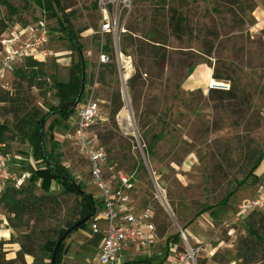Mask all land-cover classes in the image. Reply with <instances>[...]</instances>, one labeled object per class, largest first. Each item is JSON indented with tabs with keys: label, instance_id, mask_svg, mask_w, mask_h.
<instances>
[{
	"label": "rangeland",
	"instance_id": "374dc122",
	"mask_svg": "<svg viewBox=\"0 0 264 264\" xmlns=\"http://www.w3.org/2000/svg\"><path fill=\"white\" fill-rule=\"evenodd\" d=\"M101 1L113 21L110 32L101 31ZM62 4L63 12L55 7L52 12L37 0H0V16L7 27L45 21L51 30L49 48L60 52L40 62L42 87L28 91L41 115L47 114L44 147L50 149L54 142L73 180L84 185V192L94 193L85 160L63 137L68 120L61 119L51 131L48 127L59 118L48 115L49 107L59 104L53 83L66 82L70 66L78 60L67 38L71 35L81 45L86 63L84 96L75 108L89 97L98 101L100 114L92 131L106 138L111 169L132 176L133 208L153 213L159 236L182 228L189 242L199 247L197 264H245L236 252L240 240L248 236L251 212L264 214V159L256 171L259 183L239 187L227 206L213 205L264 151V0H62ZM106 42L109 51L103 49ZM117 52L127 58L129 69ZM102 53L106 62L100 61ZM26 60L3 69L0 55L2 88L14 91L18 83L27 87L18 76L19 70L30 76ZM202 66L211 69L212 77L214 72L220 76L216 80L224 89H212L224 93L211 94L200 75ZM116 92L122 106L112 116ZM4 106L0 103V124L10 129L14 116ZM125 109L133 123L129 131L120 120ZM11 134L5 132L0 150L11 161V175L43 194L39 181L29 180L39 161L27 141ZM15 184L11 180L6 185ZM48 193L59 207L40 220L13 219L0 201V264H43L39 243L45 237L56 238L60 228L78 218V196L64 193L56 182ZM64 243L61 264H97L98 243L88 226L71 231Z\"/></svg>",
	"mask_w": 264,
	"mask_h": 264
},
{
	"label": "built area",
	"instance_id": "2783aa9c",
	"mask_svg": "<svg viewBox=\"0 0 264 264\" xmlns=\"http://www.w3.org/2000/svg\"><path fill=\"white\" fill-rule=\"evenodd\" d=\"M102 11L101 31L113 30V21L105 7ZM51 30L45 21L34 24L15 23L0 35V55L3 69L24 59L44 62L58 57L60 52L49 48ZM102 48V47H101ZM108 57L100 55V61ZM225 86L207 85V89ZM100 107L96 99L89 97L75 108L68 117L64 139L74 145L85 160L90 183L94 188V213L88 221L92 236H98L97 264H197L199 247L192 245L182 229H178L180 241H169L158 234L153 222V213L148 209L133 208L134 194L132 176L111 169V161L105 146L92 131L99 118ZM3 143L0 144V150ZM11 161L0 151V196L8 181L16 180L14 187L21 185L22 178L11 175ZM143 259V262H137Z\"/></svg>",
	"mask_w": 264,
	"mask_h": 264
},
{
	"label": "trees",
	"instance_id": "16d2710c",
	"mask_svg": "<svg viewBox=\"0 0 264 264\" xmlns=\"http://www.w3.org/2000/svg\"><path fill=\"white\" fill-rule=\"evenodd\" d=\"M37 3L42 5L44 9L52 10V12L54 7L60 12L64 11L62 0H37ZM64 18L68 27H71L68 18ZM6 28H8L7 24L0 16V35ZM151 36L155 37L156 33L152 31ZM67 38L70 48L77 52L78 60L70 66L69 76L66 82L54 81L53 83V94L59 104L50 106L48 115L57 114L60 119L54 118L49 123L48 127L50 131L59 124L61 119H68L74 112L80 99L84 96L83 90L76 104L71 105L68 109H61L63 102L69 100L74 101L80 92L81 85L83 84V88H85L86 85V74L84 73V76H82V62L84 68H86V63L82 57L81 45L71 35H68ZM155 39L157 38L155 37ZM103 49L105 51L110 50L109 42L104 44ZM25 66L31 69L29 72L30 76H26L20 70L18 71V76H20L21 81L27 82L26 88L19 83L14 87V91L4 89L0 86V103L5 105L4 110L6 113L13 114L15 120L10 129L6 124H0V144L6 143V136L4 134L8 130L12 131L11 137L14 135L17 139H20L21 142L27 141L29 143L32 157L36 161H39L40 164L37 168L32 169L29 180L32 182L39 181V187L44 192L43 194H36L28 185H21L18 188L6 185L0 196V201L3 208L12 215L13 219L22 220L23 218H36L40 220L49 217L50 213L59 207L57 198L48 193L52 182L59 183L64 193H72L79 197L78 218L73 222L66 223L65 227L60 228L56 238L45 237L44 241L40 242L38 246L43 264H52L53 256L54 263L61 264L63 255L67 250L64 243L65 238L71 231L84 229L88 226L89 218L94 213L95 200L91 193L84 192L83 184L73 180L69 171L61 162L60 153L55 151L54 142L50 149H46L43 143L40 144V136L42 135L43 139L45 135L44 131L42 134L40 133L41 123L45 124L47 114L41 115L40 110L33 105L28 91L35 86L42 87L40 79L44 72L42 70V63L32 59L26 60ZM213 78L219 79L220 76L214 72ZM210 92L211 94L224 93V91L219 89H211ZM121 106L122 102L119 93L116 92L112 96V116L118 112ZM96 135L103 145L106 144V138L103 139L101 134ZM151 145L152 144L147 145L149 148L148 151L152 149ZM263 159L264 151L258 153L248 173L241 180L236 182L233 189L227 190L221 199L213 206H227L230 197L239 187L245 184L255 185L259 183V176L256 171L260 168ZM213 206L196 212L195 216L201 215L209 209H212ZM251 213L248 236L240 240L236 252L237 258L241 259L245 264L253 263L257 260H264V231H262V229H264V214L258 212V210H253ZM254 216H257V218ZM82 220L86 222L77 226ZM93 239L97 244L100 238L98 236H93ZM169 241L178 243L180 241L178 233L169 235L167 237V243ZM2 244L3 243L0 242V247ZM143 261V259L137 260V262Z\"/></svg>",
	"mask_w": 264,
	"mask_h": 264
},
{
	"label": "bare ground",
	"instance_id": "6f19581e",
	"mask_svg": "<svg viewBox=\"0 0 264 264\" xmlns=\"http://www.w3.org/2000/svg\"><path fill=\"white\" fill-rule=\"evenodd\" d=\"M117 56L118 58L122 61V62H125L126 63V68L129 69L130 68V65H129V61L127 60L126 57H124L120 52H117ZM201 78L207 82L208 84H212V85H215V86H221V82L214 79L211 75V69L209 67H206V66H202V69H201ZM128 75H125L124 78H126ZM120 120L122 121L124 127L126 128L127 131L131 130V126H132V118H131V115L129 113V111H127L126 109L123 110L121 113H120Z\"/></svg>",
	"mask_w": 264,
	"mask_h": 264
},
{
	"label": "water",
	"instance_id": "95a60500",
	"mask_svg": "<svg viewBox=\"0 0 264 264\" xmlns=\"http://www.w3.org/2000/svg\"><path fill=\"white\" fill-rule=\"evenodd\" d=\"M84 71H85V68H84L83 62H82V76H84V73H85ZM83 90H84V88H83V84H82L81 88H80V92L77 95V97L75 98V100L74 101L73 100H69V101L63 102L62 105H61V109H68L71 105L76 104L79 101L81 93L83 92ZM42 132H43V123H41V128H40V133L42 134ZM42 143H43V139H42V135H41L40 136V144H42ZM84 222H86V221L82 220L80 223L77 224V226L81 225ZM52 264H55L54 263V256L52 257Z\"/></svg>",
	"mask_w": 264,
	"mask_h": 264
}]
</instances>
